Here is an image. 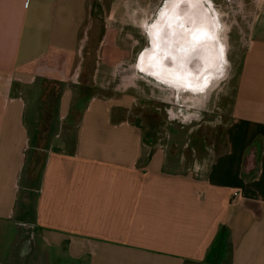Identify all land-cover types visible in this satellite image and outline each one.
I'll return each mask as SVG.
<instances>
[{"label": "crops", "instance_id": "obj_1", "mask_svg": "<svg viewBox=\"0 0 264 264\" xmlns=\"http://www.w3.org/2000/svg\"><path fill=\"white\" fill-rule=\"evenodd\" d=\"M94 1L0 0V259L28 224L50 250L66 241L70 264H264V0H235L245 48L226 148L196 177L169 172L166 147L147 146L126 116L142 92V23H131L138 38L125 0L96 15ZM39 79L63 87L47 149L31 145L46 130L31 129L34 90L24 92Z\"/></svg>", "mask_w": 264, "mask_h": 264}, {"label": "rangeland", "instance_id": "obj_2", "mask_svg": "<svg viewBox=\"0 0 264 264\" xmlns=\"http://www.w3.org/2000/svg\"><path fill=\"white\" fill-rule=\"evenodd\" d=\"M116 1L119 2L120 0H104V6L101 5L102 2L100 1L98 8L96 6L97 1L95 0L94 14L96 15L97 10L101 13L103 8L109 11ZM163 1L125 0V4L129 7L125 8V12L123 11L121 16L125 19L126 29L131 30L129 33L136 31L138 38H140L139 30L138 28H134L131 23L133 19L142 23L143 34L141 35V46L147 43V36L144 32L147 20L152 14L154 17ZM209 1L218 13L221 41L226 45L229 70L225 77L212 87L208 95H205L178 91L179 88L175 90L172 86L161 84L142 74L143 78L139 82L137 81L142 92L139 96H136L137 101L135 106L133 104V108L126 112L129 120L141 123L142 139L147 146L153 149L157 143H160L166 147L165 162L169 172L195 177L198 171H201V167L205 169L211 159L226 148L225 131L230 121V108L234 94L231 74L238 65L241 53L245 48L241 31L237 28V22L240 23L242 32H245L243 15L245 14L244 8L246 9V5L243 7L242 12H238L237 7L239 4L235 0ZM244 1H242V5H244ZM208 38H212L211 33ZM203 63H205V68V66L211 63V60L208 59L205 62L203 61ZM204 68L202 69L204 70ZM128 76L129 80L132 81V77L130 75ZM121 78V76H117L115 79H111V83H114V85L121 83V85L125 86L127 79H124V77L123 79ZM30 88H33L34 92L29 96L28 100L32 102V107L29 106L27 112L32 111V118L35 122V129L34 127H31V129L37 133L46 130L42 133L46 134L45 139L42 141L35 139L36 135L32 133L31 136H35L31 140V145L40 143V146L47 149L51 143L53 132L59 127L57 120V100L59 92L63 87L58 82L39 79L31 86L26 87L24 92L28 94ZM74 92L77 98L78 95H80L79 97L85 98L89 94L88 91L84 90H74ZM78 112L79 109L77 108L71 109L68 115L71 122L77 119ZM55 121H57L56 125ZM49 122L52 123L50 129ZM61 128L62 131L71 133L73 125L70 122H64L61 124ZM33 197L34 192L31 191L29 193L31 203ZM30 209L31 205L29 204L26 210L30 213ZM20 228L19 238L15 241L14 247L6 252L7 257L0 259V264L71 263L66 252V241L63 240L61 243V251H54L52 248L50 250L49 247H46L48 243L45 239L39 233H36V231L32 232L33 228L30 225L27 224ZM11 230H15V226L11 225L9 231ZM24 236L25 238H23ZM24 242L26 244H23ZM24 247L25 250L29 248L30 253L23 259H20L18 258L20 257V248ZM72 264H85V262L82 260L80 263L75 262Z\"/></svg>", "mask_w": 264, "mask_h": 264}, {"label": "water", "instance_id": "obj_3", "mask_svg": "<svg viewBox=\"0 0 264 264\" xmlns=\"http://www.w3.org/2000/svg\"><path fill=\"white\" fill-rule=\"evenodd\" d=\"M212 8L211 2L207 0H178L169 4L161 18L157 15L155 22L153 21V68L158 74L197 83L210 77L206 71L196 75L201 70L199 61L205 62L213 55L217 59L219 54L223 58L222 50L217 44L209 46V42L198 43L193 35L190 38L187 35L193 27L201 33V27L209 24L208 13ZM187 47H190V50ZM198 47L203 49H200L195 57L190 56L189 52ZM216 73L218 74V71ZM153 77L162 81L157 76Z\"/></svg>", "mask_w": 264, "mask_h": 264}, {"label": "bare ground", "instance_id": "obj_4", "mask_svg": "<svg viewBox=\"0 0 264 264\" xmlns=\"http://www.w3.org/2000/svg\"><path fill=\"white\" fill-rule=\"evenodd\" d=\"M176 1H178V0H165L163 5L161 6L159 12H158V16L161 18V14L163 12H165V10L169 6V4L174 3ZM207 1H209V0H207ZM207 11H209V10H207ZM208 15H210V20H208L209 24L203 25L201 27L202 31L200 34L198 31H195L194 30L195 27H193V28H191V30L189 31V33L187 35L188 38H190L191 35H193L194 38H196V41L198 43L203 42V44H205L204 42H207V43L209 42L208 43L209 46H211V45L214 46L215 44H217L220 47V49L222 50L223 58H221L220 54H219V56H217V59L215 58L214 55L212 58L211 57L208 58L211 60V63H209V65L211 64L210 67L213 69L211 70V74H209L211 76L208 77L205 81L200 80L197 83V81L193 82V81H188V80H183V79L179 80V78H173V77H170L168 75L166 77L161 76L160 74H158V71L153 68V60H152L153 57L148 56L150 54V51L152 50V47L151 48L150 47L145 48L139 54L138 59H137V64L135 67L140 69V71L142 73L145 72L150 77L157 76V77L161 78L162 81L164 80V82L168 81L167 83L170 84L175 90H178V88H179L178 91H183V92L184 91H191L193 93L208 95L210 93L212 87H214L216 84H218V81H220L222 78H224L225 75L227 74L228 70H229V61H228L227 55H226V45L224 44L223 41H221V36H220V29H219L220 21H219L218 13L213 7L212 11L211 12L209 11ZM152 28H153V26H150V25L147 26V24H146V28H144L146 30L144 32L146 33V36L148 33V38L150 39V41L153 40V34L151 33ZM210 33L212 35L211 39L208 38ZM203 34H204V36H203ZM187 49L190 50V47H187ZM200 49H203V47H198V48L192 49L191 50L192 52H189L190 56L195 57L198 54ZM150 55H152V54H150ZM199 62L202 65L203 61L202 62L199 61ZM216 68H218V70H217L218 74L215 73V71H213ZM202 71H203V69L198 71V73L196 75H198ZM196 75H194V76H196ZM216 75H218V76H216ZM153 79L154 80H160V79L155 78V77H153ZM192 83H194L196 85V87H194Z\"/></svg>", "mask_w": 264, "mask_h": 264}, {"label": "flooded vegetation", "instance_id": "obj_5", "mask_svg": "<svg viewBox=\"0 0 264 264\" xmlns=\"http://www.w3.org/2000/svg\"><path fill=\"white\" fill-rule=\"evenodd\" d=\"M164 1H165V0H164ZM164 1H163L162 4L160 5L158 11L155 13L154 17H153V14H152L151 17L147 20V26H148V25L153 26V21H154L155 18L157 17L158 12H159L161 6L163 5ZM145 31H146V30H145ZM151 33L153 34V28H152V30H151ZM147 47H148V48H149V47H150V48L152 47V50L150 51V54H152V55L149 54L148 56L153 57V40L150 41V39L148 38V33H147V43L141 47V50H140L139 54H140L145 48H147ZM139 54H138V56H139ZM152 60H153V59H152ZM207 64H208V63H207ZM207 64H206V65H207ZM204 65H205V63H203V65L201 66V69L204 68ZM212 69H213V68H211L210 65H208V66H205V68H204L203 71H206L207 74H211V70H212ZM214 70H216V69H214ZM214 70H213V71H214ZM203 71H202V72H203ZM216 72H217V70L215 71V73H216ZM143 73H145V72H143ZM145 74H146V73H145ZM151 78H153V76H152ZM156 81H158V82L161 83V84H165V85H167V86H171V85L168 84L167 82H164V81H161V80H156ZM192 84H193L194 87H196V85H195L194 83H192ZM199 86H200V85H199ZM186 90H187V89H186ZM184 92H186V91H184ZM187 92H191V91H187ZM192 93H193V92H192Z\"/></svg>", "mask_w": 264, "mask_h": 264}]
</instances>
